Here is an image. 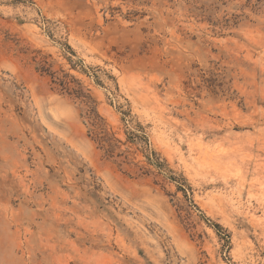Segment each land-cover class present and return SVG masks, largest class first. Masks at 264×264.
<instances>
[{
    "label": "rangeland",
    "instance_id": "1",
    "mask_svg": "<svg viewBox=\"0 0 264 264\" xmlns=\"http://www.w3.org/2000/svg\"><path fill=\"white\" fill-rule=\"evenodd\" d=\"M0 264H264V0H0Z\"/></svg>",
    "mask_w": 264,
    "mask_h": 264
},
{
    "label": "trees",
    "instance_id": "2",
    "mask_svg": "<svg viewBox=\"0 0 264 264\" xmlns=\"http://www.w3.org/2000/svg\"><path fill=\"white\" fill-rule=\"evenodd\" d=\"M42 72L51 76L53 84H55L60 91L67 93L69 96L73 97L75 100L80 101V103L85 106L86 117L92 122L93 127L99 129L102 134V136L97 138L95 141L98 142L101 148L104 149L108 154L113 153L114 146L110 143V140L112 141V139H110L109 134L107 133L106 126L103 123V119L97 112L96 102L93 100L90 94L86 93L82 85L73 77L66 75L63 79L57 78L54 73H51L49 69H46L45 67L43 68ZM122 114L124 116H128L127 112H123ZM131 135V140H142L143 138H145V136H143L142 133L139 132L131 133ZM154 156L155 155L153 154V157H149V160L159 169L162 168V164L159 163ZM216 228L221 235L229 238L227 234L223 233V229L220 228V226H216Z\"/></svg>",
    "mask_w": 264,
    "mask_h": 264
}]
</instances>
